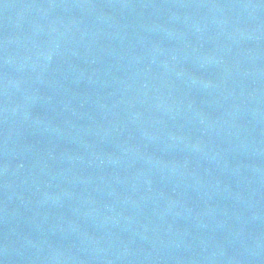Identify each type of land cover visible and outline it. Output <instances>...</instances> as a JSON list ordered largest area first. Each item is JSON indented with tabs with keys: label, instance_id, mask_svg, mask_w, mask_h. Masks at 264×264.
<instances>
[{
	"label": "water",
	"instance_id": "obj_1",
	"mask_svg": "<svg viewBox=\"0 0 264 264\" xmlns=\"http://www.w3.org/2000/svg\"><path fill=\"white\" fill-rule=\"evenodd\" d=\"M0 264H264V0H0Z\"/></svg>",
	"mask_w": 264,
	"mask_h": 264
}]
</instances>
